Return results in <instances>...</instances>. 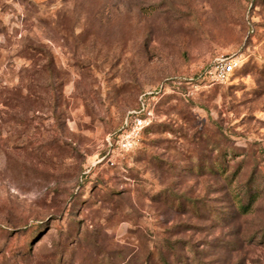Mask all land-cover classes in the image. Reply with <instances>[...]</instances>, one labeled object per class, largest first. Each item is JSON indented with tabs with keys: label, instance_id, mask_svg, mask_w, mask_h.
<instances>
[{
	"label": "rangeland",
	"instance_id": "374dc122",
	"mask_svg": "<svg viewBox=\"0 0 264 264\" xmlns=\"http://www.w3.org/2000/svg\"><path fill=\"white\" fill-rule=\"evenodd\" d=\"M0 264H264V0H0Z\"/></svg>",
	"mask_w": 264,
	"mask_h": 264
},
{
	"label": "built area",
	"instance_id": "2783aa9c",
	"mask_svg": "<svg viewBox=\"0 0 264 264\" xmlns=\"http://www.w3.org/2000/svg\"><path fill=\"white\" fill-rule=\"evenodd\" d=\"M237 66L238 61H224L218 71V80L220 82L228 81ZM153 120V112L144 103L141 108L130 111L122 128L113 138L109 139V150L105 156L135 151L142 143L145 129L153 123Z\"/></svg>",
	"mask_w": 264,
	"mask_h": 264
},
{
	"label": "trees",
	"instance_id": "16d2710c",
	"mask_svg": "<svg viewBox=\"0 0 264 264\" xmlns=\"http://www.w3.org/2000/svg\"><path fill=\"white\" fill-rule=\"evenodd\" d=\"M151 126L147 127L144 131V133L150 128ZM117 133H115L116 135ZM224 150V149H221V151ZM224 154L226 153L227 150H224ZM216 171L221 173L222 175H226L228 178H231V179H236L237 178V175L238 173L237 172H233V173H229L227 169H225V166L222 162H219L218 165H216ZM260 189H259V186H253L252 184H246L242 190L240 191V193L238 192L236 194L237 196V200H238V203L240 205V210L242 212H247L253 202L255 201V199L257 198V196L260 195Z\"/></svg>",
	"mask_w": 264,
	"mask_h": 264
}]
</instances>
